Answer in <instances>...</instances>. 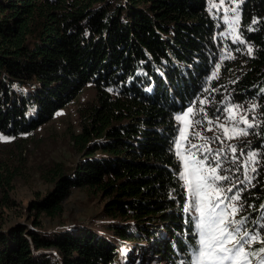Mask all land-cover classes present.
I'll return each mask as SVG.
<instances>
[{"label":"trees","instance_id":"obj_1","mask_svg":"<svg viewBox=\"0 0 264 264\" xmlns=\"http://www.w3.org/2000/svg\"><path fill=\"white\" fill-rule=\"evenodd\" d=\"M87 85L80 155L46 170L29 222L0 227V264H194L174 147L187 108L192 132L229 110L245 129L237 216L258 230L248 252L264 247V0H0V150L24 151ZM75 189L100 198L96 219L45 229Z\"/></svg>","mask_w":264,"mask_h":264},{"label":"rangeland","instance_id":"obj_2","mask_svg":"<svg viewBox=\"0 0 264 264\" xmlns=\"http://www.w3.org/2000/svg\"><path fill=\"white\" fill-rule=\"evenodd\" d=\"M93 95L94 90L91 85L82 87L78 94L50 121L31 133L32 140L24 151L17 152L8 148L0 150V168L4 167L3 171L0 169V174L2 172V176L7 179L10 174L15 175L9 184L0 185V227L5 228L16 222H26V207L28 208L33 199L42 196L50 187L46 170L56 163L72 166L78 159L80 154L74 149L71 140L72 133L77 132L79 128L76 110ZM189 109L192 108H187L177 115L179 129L174 147L181 164L180 178L185 190V209H188L186 213L194 222L199 241L200 213L196 210L197 198L191 195L188 180H191L194 186L196 175H209L208 183L212 187L205 189L210 194L208 202L216 204L222 200L223 203H219L215 211L217 213L224 211L229 220L239 221L237 200H233L232 197L238 194V185L242 178L239 172L234 173L239 165L237 166L238 163L235 161L233 149L241 150L242 146L239 145L245 134L240 135L239 132L243 130L245 133V129L239 126L240 120L232 116L229 110L222 118L212 121L208 126H202L199 122L202 131L192 132V112L189 113ZM181 117L184 119H180ZM200 125H196L195 128L201 127ZM199 161H203L202 166L198 163ZM186 162L188 180L184 178ZM217 163H219L218 168ZM198 168L200 171L196 173ZM211 168H216L215 175L226 177V179L213 181L212 176L206 171ZM229 204L237 209L234 215L232 208L226 207ZM100 207L98 196L87 190L75 189L65 200L60 217L52 219L40 216V219L47 230L66 228L81 223L90 224L96 219L95 215ZM231 228H239L240 233L247 232L248 236L244 239H249L258 232L257 229L255 232L244 230L241 223L231 224ZM251 244L246 245L247 251ZM260 260L261 257L256 256L252 259L249 255L250 264H260ZM193 261L195 264V258Z\"/></svg>","mask_w":264,"mask_h":264},{"label":"snow or ice","instance_id":"obj_3","mask_svg":"<svg viewBox=\"0 0 264 264\" xmlns=\"http://www.w3.org/2000/svg\"><path fill=\"white\" fill-rule=\"evenodd\" d=\"M189 113L192 109L188 110ZM180 119H184L181 117ZM240 134H246L241 130ZM210 150V149H209ZM235 151V149H233ZM254 157L255 154L253 153ZM201 166L203 161L198 162ZM219 163H217V168ZM188 164L185 163L186 175L187 177ZM200 169L196 170L198 173ZM212 176L213 181L226 179V177H221L215 175L216 168H211L206 170ZM209 175L199 176L196 175V183L193 186V182L188 180V186L191 195L197 198V208L196 210L200 213V248L195 256V264H250L249 255L260 256V264H264V247L259 249V252L252 251L249 253L246 250V245L255 243L258 239L257 235L251 236L249 239H244L248 236L247 232L240 233L239 228H231V224L241 223L240 221L229 220L224 211L217 213L215 210L219 206V203H223L220 200L216 204L209 203L210 194L205 191L207 188H211L212 185L208 183ZM231 189H229L230 191ZM233 200H239V194L232 197ZM226 207L232 208V214L234 215L237 211L236 207L232 204ZM188 209H185L187 211ZM207 213V215H206ZM237 234H240L239 236ZM260 243L264 245V239L260 240Z\"/></svg>","mask_w":264,"mask_h":264}]
</instances>
